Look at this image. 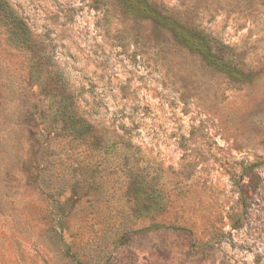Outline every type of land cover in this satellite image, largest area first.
<instances>
[{"label":"rangeland","instance_id":"rangeland-1","mask_svg":"<svg viewBox=\"0 0 264 264\" xmlns=\"http://www.w3.org/2000/svg\"><path fill=\"white\" fill-rule=\"evenodd\" d=\"M0 264H264V0H0Z\"/></svg>","mask_w":264,"mask_h":264}]
</instances>
